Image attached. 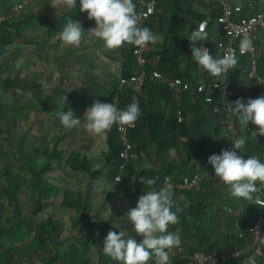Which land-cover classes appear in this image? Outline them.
<instances>
[{"label":"rangeland","instance_id":"374dc122","mask_svg":"<svg viewBox=\"0 0 264 264\" xmlns=\"http://www.w3.org/2000/svg\"><path fill=\"white\" fill-rule=\"evenodd\" d=\"M21 2L24 3L21 7L16 6ZM70 10L57 5L56 0H0V35L7 27L17 35L9 42L0 40V264H43L36 256L28 260L25 246L37 224L48 216L61 221L62 249L69 248L73 236L95 237L99 245H92L87 255L92 260H97L99 249L103 248L105 238L99 235V230L107 225L119 226L137 243L143 239L127 219V213L138 201L128 202L126 184L132 185L131 178L115 182L107 174L103 151L108 132L96 135L85 127L84 113L94 101L114 103L119 85L120 49H108L98 38H84L79 47H74L64 44L60 36L58 39L48 36L49 26ZM32 13L38 17L26 22L24 17ZM69 109L74 118H81L80 125L72 129H66L59 119L61 112ZM62 133L65 136L59 142L60 152L52 158L49 170L41 175L47 183L42 188L23 154H28L40 171L49 163L47 150ZM73 150L90 158L103 176L91 181L84 172L71 169L67 158ZM4 162L19 184L15 199H10L3 190L7 186L2 172ZM67 190L83 191L80 197L89 201L92 219L88 225L86 216L63 205ZM39 203H45L46 207L35 214L33 210ZM19 220L27 230L20 235L14 231ZM187 229L185 233L179 228L177 233L190 245L198 230L190 224ZM12 245L18 249L3 260L2 252Z\"/></svg>","mask_w":264,"mask_h":264},{"label":"trees","instance_id":"16d2710c","mask_svg":"<svg viewBox=\"0 0 264 264\" xmlns=\"http://www.w3.org/2000/svg\"><path fill=\"white\" fill-rule=\"evenodd\" d=\"M137 1L132 0L135 5V12L137 9ZM183 0H156L154 12L147 16L144 21V27H148L151 30V24L155 19H158L161 23L169 24V28L166 30L162 29V40L160 43L148 44L144 46V52L148 60L154 55H159L158 63L154 64L148 62V69L157 70L159 76L147 79L143 85L142 91L138 98L139 108L141 109V116L135 124V127L130 128L129 130V139L131 143L130 147V163L126 168L120 170L118 167V158L119 152L123 148L122 142L119 137L117 130V124H114L111 129L108 131L107 135V150L104 152L105 163L107 174L110 179L114 180V176L118 173L121 174V182H125V177L130 174H134V167L132 165V160L135 158L136 153H138L139 148H144L145 145L150 143V139L147 136L148 128L150 125L153 128L159 127L161 121H158L159 118L155 116L153 111L156 106L157 100H172L174 101L175 90L174 87H171L168 84L169 80L175 78H185L183 76L192 77L189 70L193 67H197V63L191 58V46L189 37L182 38L178 34L187 24V19L178 18L179 12H186L191 14L194 20L190 23L189 28L192 31L197 30L200 25V21L203 19L207 20L205 26V31L207 32V40L197 41L198 43H204L209 46V52L214 58H219L220 55V45L223 43L225 38V32L222 25L218 22V15L220 13V7L218 3H211L212 8L207 11H202L200 13L190 10L183 9L180 7V3ZM201 3L204 0H199ZM253 1V2H252ZM255 0H248V2L254 3ZM79 2L76 3L74 9L71 10L68 14L61 16L54 24L49 26L48 34L51 36L59 31H62L65 27L67 20L70 18L73 21L79 22L82 28L87 31L95 27V21L88 18V15L85 12H81ZM257 7V6H256ZM245 10L241 12L242 15H248L253 10L248 9L247 6H243ZM259 9H264V5L257 7ZM167 11H170V14L167 15ZM38 17L35 14H29L24 17L26 22L34 20ZM46 19V18H44ZM217 27L221 31L220 35L217 37L214 35V29ZM167 27V26H166ZM11 28V27H10ZM8 29V30H7ZM7 29L0 35V40L3 42H9L13 37L11 30ZM176 32L177 35H171L172 32ZM87 35H92V33L85 32ZM135 48L134 44H125L120 47V61H121V75L119 77V85L117 86V105L118 110H125L130 98V84L129 77L131 74L136 72L137 64L135 60ZM236 58L238 60L237 65L234 68L230 69L229 80L232 84V87L235 90L233 102L238 98L243 101V87L247 88V85L254 82L244 81L240 78V75L246 67H249L246 55L237 54ZM213 75L205 70L203 81H199L196 78L194 80L195 87L193 96H196V101L206 106L207 114L205 116L209 117V125H212L210 130L212 137L207 136L206 127H200L196 143L194 145H188V147L199 148L201 150L198 152L200 160L198 162H192L191 156L188 154L187 157L183 158L181 163H174L173 158H175V148H177L176 137H172L170 134L174 129V125L178 123L179 118L174 114L172 118L169 117L168 124H171V128H167L169 131L168 134L159 135L157 144L159 149H163V152L167 155L168 160L163 163L160 170H149L142 169L138 172L135 178L144 176L145 178L155 179L156 183L149 186L139 185L138 179H136L137 189L141 191V188L145 189L144 192H139L140 195H132L133 199L139 198L145 193L149 188L159 189L163 179L166 176L171 177L172 179H183L184 177L192 176L199 170H207L214 172L212 166L207 162L209 155L207 152L213 150L214 154L219 155L222 150H227V143L229 132L222 126V112L215 109V104L217 103V93L210 92L207 89L197 90V85L199 83L208 84L211 82ZM259 85V84H257ZM182 90H189L188 83L182 79V83L179 85ZM211 94V95H210ZM211 96V100H206L207 96ZM242 95V96H241ZM244 102V101H243ZM183 114V111H179ZM154 116V117H153ZM154 118V119H153ZM237 119V118H236ZM238 124L239 121L237 120ZM240 125V124H239ZM249 132L252 131L251 125L247 126ZM157 133V132H156ZM151 135V134H150ZM249 133L243 130L241 127L238 131V138L241 136H248ZM63 137L59 135L53 145V148L46 152L49 163L46 164V167L41 168L40 171L37 170L36 166L33 165L32 160L28 154H23L24 160L28 163V167L33 175L36 176L37 181L39 182L42 188L47 186V183L41 178L43 172L49 170V167L52 166V158L60 152L58 148V142ZM249 141V140H248ZM257 148L252 151L247 146V143L244 149L239 150V152L244 155L246 158L251 155H256L259 159L264 162V136H258L256 141ZM182 142V141H181ZM186 142V139H183V144ZM133 143L136 144L135 148ZM208 144V145H207ZM170 148L174 150L170 151ZM209 149V150H208ZM202 151V152H201ZM173 152V153H172ZM68 165L74 170H84L88 173L91 181L96 180L103 173L101 169L93 168L90 159L82 155L80 152H72L68 158ZM177 167H182L179 171L175 170ZM2 172L7 180V186L3 189L4 192L8 195L10 199H15L18 194L19 184L10 170V166L7 162L3 163ZM207 181V180H205ZM211 182L206 185L204 190L202 189H172L174 207L173 211L176 212L179 222L174 225H169V232H176L179 228L186 233L187 226L190 224L198 230V233L193 236L192 244L188 245L181 240V243L186 248V253L180 254L171 260V264H184L186 261L187 252L196 250L199 248H206L207 250L220 249L226 244L234 245H244L251 242V234L248 232L249 226L253 221V214L258 209L256 202L249 203L244 199H237L230 195L227 186L223 182ZM208 189V190H207ZM207 190V191H205ZM83 194L82 190L77 192L73 190H67L64 193L62 203L66 208L74 209L78 213H82L83 216H86L85 224L88 225L91 222L89 217V201L87 198L80 197ZM211 198V200H209ZM218 198L220 201H218ZM213 199L215 201H213ZM237 206H242L243 211L232 218L237 221V230H233L231 233L228 231L224 232L219 228L217 222V215H228L226 210L228 207L235 208ZM46 207L45 203H39V205L33 210V213L37 214L42 209ZM226 213V214H225ZM62 229V224L60 219L48 216L42 219L37 226L34 228V234L32 239L27 242L25 246V255L28 260L32 256H36L43 264H118L110 257L106 256L103 252V249H99V255L97 260H92L88 258V253L92 245H99L98 240L95 237L81 239L78 236H73V242L70 244L68 249H62V239L59 235V231ZM193 229V230H195ZM191 230V231H193ZM14 231L18 235L24 234L27 232L24 223L21 220L14 225ZM109 231H120L119 227L116 225H107L104 228L99 230V235L103 238H106ZM264 235V231H263ZM16 246H8L2 252V258L5 260L9 254L17 250ZM148 264H156L155 257ZM219 264H237L236 260H231L227 263Z\"/></svg>","mask_w":264,"mask_h":264},{"label":"clouds","instance_id":"9594fccd","mask_svg":"<svg viewBox=\"0 0 264 264\" xmlns=\"http://www.w3.org/2000/svg\"><path fill=\"white\" fill-rule=\"evenodd\" d=\"M76 3L77 0H56L57 5L68 9H74ZM79 5L80 11L87 12L88 18L95 21V27L85 31L79 22L69 18L60 33V39L66 45L79 47L85 32L94 34L108 49H118L125 44L144 47L155 44L160 39L148 27L139 25L132 0H79ZM188 40L192 59L214 76L226 73L238 63L233 54L217 59L207 48L195 47L197 41L207 40L204 25L192 31ZM250 45L251 42L247 39L242 42V54L249 50ZM227 108L249 135L232 142L234 150H222L219 155L212 154L207 162L214 169L215 176L227 186L232 197L253 203L260 200L258 194L264 189V162L256 155L245 158L238 150L244 149L249 139L256 141L258 136H264V96L248 99L246 102L238 98L228 104ZM140 116L138 102L128 105L125 110H118L113 103L94 101L84 113L85 127L89 132L101 135L106 134L114 124L135 127ZM59 119L66 129L75 128L81 123V118H74L70 109L62 111ZM249 123L257 126L258 131L249 132ZM136 179L144 185L156 183L155 179L144 176ZM173 207L170 185L158 191H145L138 198L136 207L127 213V219L132 222L134 231L143 237L142 241L137 243L123 230L109 231L102 248L104 254L118 264H148L153 257L156 264H170L169 250L181 246L179 234L168 231L169 225L179 222ZM246 264H257V261L255 257H250Z\"/></svg>","mask_w":264,"mask_h":264},{"label":"built area","instance_id":"2783aa9c","mask_svg":"<svg viewBox=\"0 0 264 264\" xmlns=\"http://www.w3.org/2000/svg\"><path fill=\"white\" fill-rule=\"evenodd\" d=\"M206 1L216 2L220 7V13L217 19L224 29L225 38L220 45L219 58H223L228 54H233L235 56L237 54L246 55L249 63V76L256 78L257 81L264 86V76L258 73V61L264 55V47L257 43L256 37V32L258 30H264V9H259L252 2H248L247 6L253 11L248 15H242L241 12L243 10V5L240 3H233L230 0ZM155 2L156 0L137 1L136 15L141 27H144L146 17L154 12ZM23 4L24 3L21 2L16 6L21 7ZM10 15L11 14L8 16ZM8 16L6 15V18ZM206 24L207 20L205 19L201 20L199 23L200 26L204 25V27ZM246 39L251 42V45L249 50L242 54V42ZM135 60L137 70L129 77L128 82L131 89L127 106L138 101L143 85L147 79L159 76L157 70L149 71V60L145 55L144 47L136 46ZM230 69L224 74L213 75L211 82L208 84L199 83L197 85V90L207 89V91L209 90L211 93H217L218 99L215 104V109L222 112V126L229 132L227 150H234L232 142L238 139L240 125L237 122L236 116L227 108V105L233 102L235 93L229 80ZM181 83V78H175L168 81V84L174 88L179 87ZM210 95L206 97V100H211ZM130 128L132 127L120 126L117 124V130L123 145L118 158V167L120 170L126 168L131 159V143L129 139ZM239 154L241 153L239 152ZM114 179L116 181L120 180L121 174H116ZM203 180L217 183L221 182L218 177L215 176V172L197 171L192 176L184 177L179 180H174L171 177L166 176L163 179L160 188L170 185L172 189H200ZM257 186L260 187L259 183H257ZM160 188L158 190H160ZM258 195L260 196V200L256 201L258 209L254 212L252 224L248 229V232L251 234V242L244 245H234L229 243L220 249L216 248L213 250H207L206 248L192 250L191 252H187L184 264H219L227 263L231 260H236L237 264H246L250 257H255L257 264H264V189H262ZM242 211V206H237L235 208L228 207L226 210L227 214L231 216L239 215ZM183 253H186V248L182 243L180 247L169 250L170 264L172 259Z\"/></svg>","mask_w":264,"mask_h":264},{"label":"crops","instance_id":"0c3cea01","mask_svg":"<svg viewBox=\"0 0 264 264\" xmlns=\"http://www.w3.org/2000/svg\"><path fill=\"white\" fill-rule=\"evenodd\" d=\"M230 1H232L233 3H240L243 6L244 5L247 6V4H248V0H230ZM211 3H213V2H207L206 0H204L202 3L199 0H183L180 3V7L185 9V10L190 9V10H194V11L200 13L202 11L204 12V11L210 10L212 8ZM254 3L256 4L257 7H261L262 5H264V0H255ZM248 9H250V8L248 7ZM243 10H245V8H243ZM70 12H71V10H70ZM68 13H69V11L66 12L65 14H68ZM85 13L87 14V12H85ZM65 14H63V15H65ZM169 14H170V11H167V15H169ZM177 17L179 19L180 18H182V19L186 18L187 19V24H186L185 28H183V30H181L178 35L182 38L189 37L191 34V30L189 28V25L194 20V18L192 17L191 14H188L186 12H179ZM58 19H56V20H58ZM56 20L54 21V23L56 22ZM163 28H165L167 30L169 28V24L161 23L158 19H155L153 21V23L151 24V31L155 35L160 37V39L158 40L157 43H160L162 40L163 35H162L161 31ZM61 32L62 31H59V32H57L51 36L48 33L47 34H48V36H50L52 38L58 39ZM220 33H221V31L219 30V28L216 25V28L214 29V35L217 37V35H220ZM171 35L176 36L177 33L173 31L171 33ZM256 37H257V43L264 47V30H258L256 32ZM84 38L85 39H87V38L92 39L93 38L94 40L97 39V37L94 34H92V35L84 34ZM195 47L207 48L209 51V46L207 44H204V43L195 44ZM159 58H160L159 55H154L149 60H150V62L156 64V63H158ZM191 58H192V52H191ZM118 62H119V65H118L119 67H118V75L117 76L120 77V75H121L120 50H119V54H118ZM248 71H249V67L247 66L246 70H244L242 72V74L240 75V78L242 80L248 81V82H252V80H254L259 85L252 82L249 85H247V88L243 87L242 93L244 95L243 96L244 102H246L248 99H255L257 97L264 96V86L262 85V83L258 82L256 78L250 77L248 74ZM189 72H190V74H192L191 78L188 76H183L185 78H182L185 82L188 83V86H189L188 89L189 90H187V92L182 90V88H180V87H175L174 88L175 94H174V101L173 102H171L172 100L166 101V100H161V99L157 100V102H156V106L154 107L153 111L155 112V116H157L159 118L158 121H161V123L159 124V127H157V128H153L150 125V128H148V131H147V136L150 139V143L145 145L144 148H139L138 153H136L135 158L132 160V165L134 167L135 172H134V174H130V175H127L125 177V179H127V177H130L131 178L130 180L132 182V185H130L129 183L126 184L128 186V196H129L128 202L137 201L138 198L133 199L132 195L133 194L134 195H140L139 192L141 193V192H144V190H145L143 188H141V191H139L137 189L136 178H135L136 174L138 172H140V170H142V169H149V170H154V171L157 170L158 171L161 169L163 163H165L168 160L167 155L165 154V152H163V149H159L157 141H158L159 135H164V134L169 133L167 128H171L172 125L168 124V120H169V117L172 118V116H174V114L178 116L179 121H178V123H176V125H174V127H173L174 129L170 133L172 135V137H176V138L178 137L176 142H175V143H177V148H175V151H174V154L176 156L172 160H174V163H181L182 159L187 157L188 154L191 156L192 162H198V161L202 160V159L200 160V156L198 154V152L201 150V147L194 148L192 146L188 147V145H194L196 143L200 127H203V126L206 127V131L208 132L207 133L208 138L212 137L211 133H213V131L210 130L212 128V125H209V117L205 116L207 114L206 113L207 112L206 106L203 104V102L201 104H199V102L196 101V96H193V94H192L194 92L193 87H195L194 80L196 78H199V79H197L198 82L200 80L203 81L205 69H203L201 66L197 65V67H195V68L193 67V69L189 70ZM258 73L261 74L262 76H264V55L258 61ZM113 102H114L113 104L116 106L117 105V92H116L115 99ZM179 111H183V114H181ZM248 125H251L252 131H258L257 126H255L251 123H249ZM62 135H63V137L59 140V142L65 136V134H63V133H62ZM107 135H108V133H107ZM183 139H186V142L184 144H183ZM59 142H58V148H59ZM135 146H136V144L133 143L134 148H135ZM247 146L252 151H254L257 148V145L253 141V139H249V141L247 142ZM51 149H49V150H51ZM49 150H47V151H49ZM106 150H107V147L103 151L104 160H105L104 152ZM171 150H174V148L173 149L170 148V151ZM75 151L81 153V151H79V150H73L72 152H75ZM207 154L210 156V155L214 154V151L209 150L207 152ZM91 164H92V162H91ZM92 167L96 168L93 165H92ZM97 169H100V168H97ZM179 169H182V167H177L175 170L179 171ZM75 171L84 172L89 177L88 173L84 170H75ZM199 171H207V170H199ZM100 176H103V173ZM100 176H99V178H100ZM98 179H96L95 181H97ZM174 180H177V179H174ZM204 182H206V181L203 180L202 186L200 188L201 190L202 189L204 190V188H205L204 186L207 185ZM141 184H143V183H139V185H141ZM143 186H146V184L145 185L143 184ZM113 188H111V189L113 190ZM157 190L158 189L149 188L146 191H157ZM207 190H205V191H207ZM209 200H211V198ZM218 200H220V199L218 198ZM213 201H215V200L213 199ZM99 207L102 208V205ZM216 218H217V222L220 223L218 227L221 228L224 232L228 231V233H231L233 230H235V229L237 230V226H238L237 221H236V219L232 218L231 215L230 216H228V215H224V216L217 215Z\"/></svg>","mask_w":264,"mask_h":264}]
</instances>
